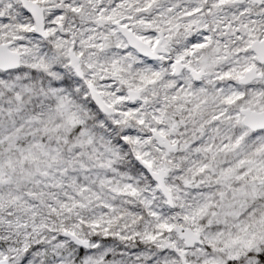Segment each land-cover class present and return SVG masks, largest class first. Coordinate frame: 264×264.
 Listing matches in <instances>:
<instances>
[{"label": "snow or ice", "instance_id": "1", "mask_svg": "<svg viewBox=\"0 0 264 264\" xmlns=\"http://www.w3.org/2000/svg\"><path fill=\"white\" fill-rule=\"evenodd\" d=\"M0 264H264V0H0Z\"/></svg>", "mask_w": 264, "mask_h": 264}]
</instances>
